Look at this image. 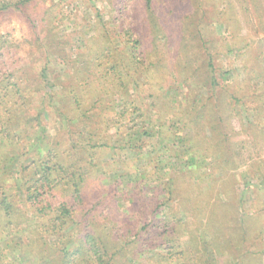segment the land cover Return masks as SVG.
Returning a JSON list of instances; mask_svg holds the SVG:
<instances>
[{"label":"trees","instance_id":"1","mask_svg":"<svg viewBox=\"0 0 264 264\" xmlns=\"http://www.w3.org/2000/svg\"><path fill=\"white\" fill-rule=\"evenodd\" d=\"M35 1L8 0L0 11L29 9ZM114 8L109 21L122 45L99 19L74 58L53 27V7L36 8L28 16L43 63L36 78L0 76V142L16 147L20 132L40 128L29 161L27 146L21 153L0 146L4 172L14 179L6 190L1 184L0 234L35 257L26 263L0 249V264H264V220L257 215L263 208L250 214L258 219L257 250L255 242L247 246L253 223L234 185L235 170L244 167V193L264 190V0H118ZM208 17L220 34L209 29ZM12 47L0 39V70L1 53ZM57 57L67 68L53 76ZM146 97L147 108L138 104ZM178 115L191 137L174 126L163 130V119ZM47 118L63 125L62 135L48 136ZM150 142L158 150L147 158ZM110 147L119 165L127 161L119 150L149 160L153 169L145 164L140 178L162 170L167 194H177L176 208L183 204L178 221L158 210L160 183L144 196L124 193L128 205L121 207L114 195L120 179L101 185L97 173L115 163L101 161ZM202 167L207 176H200ZM100 217L111 225L98 224ZM144 221L149 234L138 239ZM131 235L138 240H124Z\"/></svg>","mask_w":264,"mask_h":264},{"label":"rangeland","instance_id":"2","mask_svg":"<svg viewBox=\"0 0 264 264\" xmlns=\"http://www.w3.org/2000/svg\"><path fill=\"white\" fill-rule=\"evenodd\" d=\"M8 0H0V5L4 6L7 3ZM10 1V0H9ZM118 0H37L30 4L29 9H16L14 7H9L7 6L3 8L0 11V39H8L12 41L13 47L9 48L11 51H3L1 53V59L3 58L6 62V66L0 70V76H4L2 74H9V79L11 80H17L19 82L20 80L27 79L31 82L34 78H36V74L39 72V69L42 66V62L39 61L40 56L37 51V43L34 40V34H32V31L30 29L31 24L28 20V16L30 15L32 17V14H35L38 10L40 12L43 11V8H49L53 7L55 13H56V19L53 25V27L57 30V32L61 35V37H64L67 39L66 43V53L68 56L74 58L77 55V48L81 45L80 38L83 36H88L91 35L93 32L95 33L97 31V28H100L98 26L99 19L103 21H108L109 26L108 30H110L112 36L115 35L116 32H118V29L116 28V25L114 23H111L110 17L112 14H114V6L115 3ZM185 2H192V0H183ZM168 7V6H167ZM174 4L169 3L168 8H173ZM37 8V11L35 10ZM205 22L207 23L209 29H213L216 31L217 34H220L221 28L219 24H216L213 22L211 18H206ZM56 26V27H55ZM94 26V29H93ZM32 28V27H31ZM49 28V27H48ZM59 30V31H58ZM118 35H115L114 43H116V46H121L122 41L119 39ZM117 40V41H116ZM222 59V57H221ZM239 62L234 61V68H238ZM50 70L53 71L50 74L53 76H57L60 70H64L67 68V63L66 61H61L59 57H57V61L54 60L52 61L51 65L49 66ZM19 79V80H18ZM203 91L206 90V88H202ZM2 92V91H1ZM33 94V93H32ZM145 94V92H144ZM143 94V95H144ZM133 98H135L134 95H132ZM141 101V102H138ZM139 103H143V105L150 106L152 101L150 102V99L146 97L140 98L138 100ZM151 114V112H150ZM169 119V118H168ZM163 119V124L164 126L167 127V129H163L164 131L166 130H171L174 127L179 128L178 130L182 132V135L185 137H191L192 132L189 131L188 129H185L183 126V119L182 117L178 116H173L172 119ZM245 119V117H242V120ZM45 124V128L48 130L47 133L49 134L48 136H52L54 134L56 135H62L63 134V125L61 123L56 122L54 119L50 120L47 118V120L43 121ZM96 122V121H94ZM236 122V130H240L241 128L238 127L239 125V120L235 119ZM245 122V120H243ZM93 124V122L91 123ZM40 128H33L29 129L25 132H20V140L17 142L16 147H13L7 143H2L0 142V146H2V149H6V152H12L13 149H15V152L21 153L24 152L25 146H27V154L24 157V161H29L31 157L35 153L36 146L32 145L31 139L33 138L34 134L35 135H40ZM204 133V132H203ZM105 134V133H103ZM50 138V137H48ZM111 139V141H110ZM125 139V138H123ZM153 140V139H152ZM107 142H111V145L114 146L116 145V138L115 137H110L107 139ZM31 145H30V144ZM41 147L45 146V143H42L40 145ZM152 143H147L145 147L143 148V153L147 158L149 157L150 153L153 150L158 149H153ZM158 146V145H157ZM156 146V148H157ZM3 149V150H4ZM2 150V151H3ZM2 151H0V188L1 184L3 188L6 190L8 189V185L11 184V180L13 181L14 179L12 178L11 174L9 173L10 170H7L4 172L3 169V159L2 155L6 152H4L2 155ZM114 152V149L112 147L110 148H104L101 150L102 156H101V161L103 162V165L105 164H111L109 162L117 160L116 155L112 154ZM156 152L154 154H156ZM159 152V151H158ZM246 154V151H243ZM119 153L121 155V160L125 159L127 160L124 164L125 165H119L118 163L111 164L109 167V171L104 174L103 171H98L99 175L101 176L100 184L101 185H106L108 184L111 180L113 179H120L118 187L115 189V194L120 203L121 207H127L128 201L124 199V193L126 192H131L133 193L136 192V194L144 196L147 195L145 193L146 190L149 189H154L155 184L160 183L163 187V189H154L155 192L159 193V201L160 206L158 210H160L161 216L164 215L165 212H171V219L172 222L178 221L181 212H179V209L181 206H183L182 202H180L176 208V202L177 200L175 199L177 194L174 193L173 196H169L167 194V191L164 189L166 185L164 178L161 174V171H156L153 174L149 172L147 173V176H143L142 178L138 177L139 172H143V168L145 170V164H149V160H145V162H142L140 156L136 155L132 157L131 154H129L128 150H119ZM164 157V155L161 156V159ZM247 157V156H246ZM22 156H20L21 160ZM146 158V157H145ZM147 162V163H146ZM125 166V167H124ZM149 166V167H148ZM152 166L147 165L145 171H150L153 168ZM161 167V166H160ZM136 168L138 170H136ZM244 167H241L237 170H235V178L236 181L234 183L235 188H237L238 193H242L243 198H245V203H244V208H245V214L250 215L252 212H256L258 210L261 211L263 208V212L258 213L257 215L260 216L261 220H264V190L259 193V196L256 195L255 192L253 191H248L245 189L244 193V188L246 187V183L249 181V178H247V175L244 173ZM201 171V177L204 175L207 176L210 171L206 169V167H202L200 169ZM216 172H213V175H216ZM252 175V172L251 174ZM103 178V180H102ZM175 186V185H174ZM133 189V190H132ZM92 190V187L89 188V192ZM216 190L214 189L215 194ZM252 192V193H251ZM92 194V191L90 192ZM172 197V198H171ZM171 198V199H170ZM211 200H214V197L211 198ZM170 206H174L169 209ZM121 207H119V210L121 212L124 210ZM181 210V209H180ZM165 211V212H164ZM173 213L175 214L174 217ZM255 213V215H256ZM165 216V215H164ZM122 217V216H121ZM120 217V218H121ZM251 218L249 221L253 223L251 226V232L254 234L252 235L251 238H249L247 242V246L250 247L253 242L256 243L254 245V248L259 250L261 245H260V237H258V232H257V225H255L256 222H258V219ZM259 219V220H260ZM174 220V221H173ZM33 223V221H31ZM98 224H103L106 223L111 225V223L103 218L100 217V219L97 220ZM146 224L147 228L145 230H141L140 233L138 234V239L144 238L145 236H148L149 232V227L147 224V221H144ZM142 225V223H140ZM32 225L31 227H33ZM264 230V229H263ZM225 233H229V230L226 228ZM6 236V235H5ZM4 234L3 236L0 234V249L1 252L7 256V258H12L16 257L17 259H22L25 258L26 263L32 261L35 259V257H28L24 253H20L19 249L17 248L16 242H10L8 239H10V235L5 237ZM12 236V235H11ZM133 236V237H132ZM263 236H264V231H263ZM150 238V237H149ZM134 240L137 241V237L135 235H131L130 238H125L124 240ZM34 262V260L32 261Z\"/></svg>","mask_w":264,"mask_h":264}]
</instances>
